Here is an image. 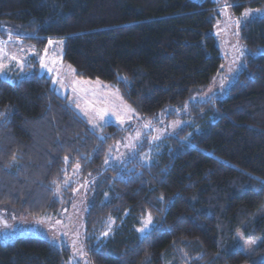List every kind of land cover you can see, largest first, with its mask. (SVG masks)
Instances as JSON below:
<instances>
[{"label":"trees","instance_id":"16d2710c","mask_svg":"<svg viewBox=\"0 0 264 264\" xmlns=\"http://www.w3.org/2000/svg\"><path fill=\"white\" fill-rule=\"evenodd\" d=\"M220 3L236 14L264 7V0H0V35L18 31L38 50L60 38L78 77L107 83L156 122L188 120L150 158L133 152V168L104 167L123 130L92 128L32 59L0 75V206L54 213L78 165L93 181L89 264H264V16L239 27L244 66L224 93L192 98L221 70ZM110 218L114 230L102 239ZM238 232L259 238L251 253L239 248ZM70 255L37 235L0 240V264H64Z\"/></svg>","mask_w":264,"mask_h":264},{"label":"rangeland","instance_id":"374dc122","mask_svg":"<svg viewBox=\"0 0 264 264\" xmlns=\"http://www.w3.org/2000/svg\"><path fill=\"white\" fill-rule=\"evenodd\" d=\"M245 12H248L246 17L242 16ZM218 13L214 34L223 57L221 70L213 77L205 91L194 94L192 98L204 99L214 95L221 96L224 93L238 70L244 66L243 56L246 48L239 38V27L248 19L264 16V7L245 8L241 14H236L220 3ZM18 33L7 29L4 35H0V75L8 76L15 70H22L30 60L35 59L41 71L51 79V85L56 92L66 98L92 128L113 123L123 130L121 138L110 147L103 163L104 167L123 164L124 168H133L136 161L134 159L130 161L133 152L142 149L143 152L138 153L139 159L150 158L152 148L159 140L174 134L188 122L183 117L171 119L162 117L156 122L159 116L148 117L138 114L120 92L107 83L99 79L78 77L74 68L63 61L62 39H48L44 47L38 50ZM49 40L52 41L51 44ZM240 52H243L242 56ZM42 58L47 67H42ZM90 176L91 174L81 176L78 165L69 169L65 185L74 182V188L68 195L67 202L54 213L30 216L23 211L0 206V240H13L19 235L41 236L54 245H66L70 248L71 255L64 264H89L84 225L93 190ZM59 197L62 198L63 193ZM143 221L138 229L142 227ZM113 230L114 220L110 218L103 232L108 234L106 236L101 234L100 237L107 238ZM144 232L139 231L140 234ZM236 239L239 248L245 253H251L259 243V238H244L240 232L237 233Z\"/></svg>","mask_w":264,"mask_h":264},{"label":"snow or ice","instance_id":"6c2138e0","mask_svg":"<svg viewBox=\"0 0 264 264\" xmlns=\"http://www.w3.org/2000/svg\"><path fill=\"white\" fill-rule=\"evenodd\" d=\"M248 15V12H245V13H243L242 14V16H244V17H246ZM237 23H239V21H237ZM52 43V41L51 40H49V44H51ZM237 51H240L239 49H237ZM240 55L242 56L243 55V52H240ZM239 58V57H238ZM41 65H42V67H47V65L46 64H44V60H43V58L41 59ZM49 71H51V69H49ZM3 114L2 113H0V116H2ZM151 221H152V217H151V214H149L148 216H147V218L143 221V225H142V227L140 228V229H138V231H140V232H144V231H146V229L148 228V226L151 224ZM108 233H102V235H107Z\"/></svg>","mask_w":264,"mask_h":264}]
</instances>
